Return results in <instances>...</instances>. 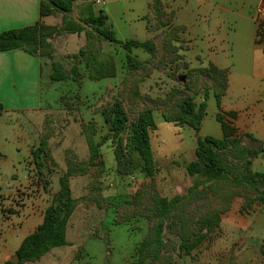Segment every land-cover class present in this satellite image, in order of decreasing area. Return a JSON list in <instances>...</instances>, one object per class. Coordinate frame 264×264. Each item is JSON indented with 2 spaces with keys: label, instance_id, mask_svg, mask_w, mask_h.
<instances>
[{
  "label": "rangeland",
  "instance_id": "obj_1",
  "mask_svg": "<svg viewBox=\"0 0 264 264\" xmlns=\"http://www.w3.org/2000/svg\"><path fill=\"white\" fill-rule=\"evenodd\" d=\"M146 1L110 0L104 6L95 4L96 10L108 14V26L120 41L137 40L133 31L143 25L139 20H144L147 28L151 25L155 36L150 40L156 52L152 56L134 49L132 57L140 63L138 69H130L127 54L120 45L89 38V27L65 38L64 46L59 40L63 33H59L50 40L52 57L42 58L45 68L41 134L38 136L34 117L26 114L12 119L0 116V215L9 218L5 233L16 242L35 231L40 222L38 216L45 213L60 190L59 180L66 173L69 162L76 164V171L87 167L90 151L83 125L94 128L96 142H100L108 133L104 113L119 100L128 113L129 124L142 110L150 108L157 126L150 133L156 175L152 178L141 172L120 175L116 170L115 144L107 141L101 148L104 165L90 167L87 175L77 172L70 178L77 207L68 225V244L51 250L37 262L24 264H135L140 246L155 224L148 217L153 199L188 196L198 178L188 175L186 165L196 158L198 139L223 137L214 95L216 91L221 92V86L197 72L210 65L206 62L208 67L191 68L183 56L188 43L182 29L173 25L172 14L164 11L162 3L167 16L158 17L152 9V0L150 13L143 16ZM54 16L53 25L42 23L60 27L64 14ZM68 17L79 20L81 6L78 4ZM196 26L202 29L203 23L199 20ZM202 42L207 40H196L199 48L195 51L199 52V59H206L208 53ZM86 47L114 57L115 78L100 81L89 78L85 57L79 55ZM54 62L61 64L69 75L76 68L78 79L52 82L47 73L51 75ZM237 90L240 103L247 102L252 97L251 80H245ZM206 91L210 97L200 132L164 120L163 112L174 109L173 105L183 96H192L199 106ZM168 96L173 97V102L165 105ZM226 122L231 126L234 123L230 119ZM239 129L245 131L247 126L241 125ZM129 132L127 128L125 141ZM240 137L239 147L260 152L253 159L252 169L264 173V143L250 139L247 134ZM42 141L48 146L49 156L39 169L31 152ZM224 162L233 175L242 174V159L228 152ZM198 191V195L192 194L193 199L182 209L180 218L166 224L163 251L151 264H264V202L229 183L212 187L207 184ZM214 212L220 213L218 226L191 254L181 252V235L193 231L197 219Z\"/></svg>",
  "mask_w": 264,
  "mask_h": 264
},
{
  "label": "trees",
  "instance_id": "obj_2",
  "mask_svg": "<svg viewBox=\"0 0 264 264\" xmlns=\"http://www.w3.org/2000/svg\"><path fill=\"white\" fill-rule=\"evenodd\" d=\"M78 1L86 2L87 6L79 20L70 19L68 16L73 12L74 4ZM151 6L158 17L167 16L163 11L162 0H154ZM55 14H64L65 16L60 27L45 26L42 22H39L32 27L1 33L0 52L22 50L34 57L42 59L48 56L50 58L53 51L50 40L55 35L59 33L80 34L85 31L86 27L91 29L88 34L89 38L93 37L98 42L120 45L127 54L130 69L136 70L140 66V63L132 57L134 49H141L152 56L156 52L152 40L145 42L137 40L123 42L118 40L116 33L108 26L109 17L107 13L104 10H96L95 3L92 0H42L41 18L54 16ZM148 28L151 29V25ZM258 33L264 38V21L257 28ZM79 55L85 57L86 69L91 80L100 81L116 77L117 67L112 55L92 47L82 49ZM197 72L202 73L221 86V92L216 91L214 95L219 110L217 120L221 124L223 137L218 139L213 136H204L198 139L195 151L196 158L186 165L188 175L198 178L191 187L188 196H177L172 200L162 197L153 199L148 217L154 220L155 224L150 234L143 240L135 264H151L160 257L165 245L163 232L166 224L168 222L174 223L175 220L180 218L182 209L185 208L188 201L193 199V193L195 195L199 194L200 191L198 190L201 186L208 184L212 187L216 184L229 183L235 188L241 187L253 199L257 197L264 202V173L254 172L252 169L253 159L257 158L260 152L251 150L248 147H239L242 137L237 134L235 128L224 121L225 116L221 112L222 99L228 88V73L217 69L213 65ZM78 76L76 68L73 70V74L69 75L61 64L52 63V73L50 75L52 82H62L69 79L77 80ZM209 97L210 94L206 91L203 102L198 106L192 96H183L173 105L174 109L163 112V118L166 122L187 125L194 131L200 132L203 119L207 113ZM169 102H173L172 96L171 98L168 96L164 103L166 105ZM4 111V106L0 103V114H3ZM228 115L234 119L236 118L235 113H229ZM104 117L108 124V133L102 137L100 142H96L94 128L88 125L82 126L90 151L87 167H81V169H78L79 171H76V164L69 162L66 173L59 180L60 190L54 195L52 203L46 209L43 222L19 246L16 252V255L20 258L18 264L37 262L51 250L68 244V225L77 207V199L73 196L70 178L74 177L77 172L87 175L90 167L103 166L101 148L107 141L110 140L115 144L116 170L120 175H132L136 172H141L151 178L156 175L157 163L154 160L150 138V133L157 128L153 109L142 110L136 119L129 124V116L123 103L116 100L110 109L104 113ZM127 128H130V132L125 141L124 133ZM247 136L252 140H256L252 134H247ZM228 152L244 161L240 176L233 175L231 169L224 162V155ZM31 155L36 166L41 169L49 156L46 142L42 141L38 148L32 150ZM41 173L40 170L39 174ZM29 177L31 178L30 171ZM219 221V212L197 219L196 228L181 235L179 250L191 254L201 246L208 234L218 226ZM5 264L13 263L7 261Z\"/></svg>",
  "mask_w": 264,
  "mask_h": 264
},
{
  "label": "crops",
  "instance_id": "obj_3",
  "mask_svg": "<svg viewBox=\"0 0 264 264\" xmlns=\"http://www.w3.org/2000/svg\"><path fill=\"white\" fill-rule=\"evenodd\" d=\"M109 1L105 0V5ZM151 1H146V13L143 16L150 13ZM162 3L164 11L173 16V25L182 29L183 37L188 43L183 54L185 62L191 68L213 65L228 73V88L221 106L224 121H233L232 126L236 127L239 136L252 134L256 140L264 143V46L258 41L255 22V12L264 6V0H162ZM41 4L42 0H0V34L32 27L39 22L53 25L55 16L41 18ZM78 4L82 14L87 3L75 2L74 8ZM199 20L203 23L202 29L196 26ZM139 22H143V25L133 31L135 37H138L137 41L152 39L155 35L147 28L146 22ZM75 35L77 34L63 33L59 40L64 46L65 38ZM197 39L207 40L206 43L202 42L208 53L206 59L202 56L201 59L198 58L199 52L195 51L199 48ZM44 68L43 59L22 50L0 52V103L5 109L0 116L7 115L12 119L19 114H26L30 118L34 117L38 136L42 131L40 124L43 123ZM47 76L50 77L49 73ZM247 79L253 85L252 97L247 102L240 103L237 89ZM229 113H235L236 118L230 117ZM241 125L247 126V129L240 130ZM38 218L39 226L44 214ZM8 221L9 218L0 215V264L10 261L25 239L16 242L5 233Z\"/></svg>",
  "mask_w": 264,
  "mask_h": 264
},
{
  "label": "built area",
  "instance_id": "obj_4",
  "mask_svg": "<svg viewBox=\"0 0 264 264\" xmlns=\"http://www.w3.org/2000/svg\"><path fill=\"white\" fill-rule=\"evenodd\" d=\"M93 3L96 5H105V0H92ZM264 21V6L260 7L255 12V22L257 25V28L260 26L261 22ZM258 41L264 46V38L260 35V33L257 34Z\"/></svg>",
  "mask_w": 264,
  "mask_h": 264
},
{
  "label": "water",
  "instance_id": "obj_5",
  "mask_svg": "<svg viewBox=\"0 0 264 264\" xmlns=\"http://www.w3.org/2000/svg\"><path fill=\"white\" fill-rule=\"evenodd\" d=\"M10 262L13 264H18L20 262L19 256L15 255L12 259H10Z\"/></svg>",
  "mask_w": 264,
  "mask_h": 264
}]
</instances>
